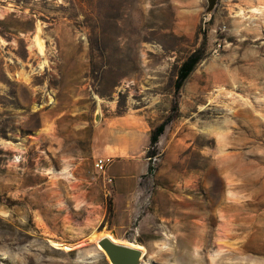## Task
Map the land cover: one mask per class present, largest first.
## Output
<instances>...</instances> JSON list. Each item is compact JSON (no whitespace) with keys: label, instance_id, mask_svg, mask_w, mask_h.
<instances>
[{"label":"rangeland","instance_id":"rangeland-1","mask_svg":"<svg viewBox=\"0 0 264 264\" xmlns=\"http://www.w3.org/2000/svg\"><path fill=\"white\" fill-rule=\"evenodd\" d=\"M207 8L0 0V264H110L103 231L142 264H264V0ZM129 155L155 170L115 208L94 160Z\"/></svg>","mask_w":264,"mask_h":264},{"label":"crops","instance_id":"crops-1","mask_svg":"<svg viewBox=\"0 0 264 264\" xmlns=\"http://www.w3.org/2000/svg\"><path fill=\"white\" fill-rule=\"evenodd\" d=\"M149 139L150 135L145 133V139L142 144L143 148L140 155L144 153V146L145 148L147 147ZM124 146V140L120 145L111 142L109 146H107L106 153L113 156L119 155L121 152L125 151ZM140 155L137 156L136 160L133 155H129V157H125V159L121 158L119 160L122 163V165H120L121 167L117 166V168L113 169L114 165L118 163L117 161H114L109 167L108 172L114 179V182L112 183V192L115 208L134 207L136 200L135 192L138 190V186H140L139 176L148 173L149 168L148 162Z\"/></svg>","mask_w":264,"mask_h":264},{"label":"water","instance_id":"water-1","mask_svg":"<svg viewBox=\"0 0 264 264\" xmlns=\"http://www.w3.org/2000/svg\"><path fill=\"white\" fill-rule=\"evenodd\" d=\"M217 1L208 0V12L215 8ZM98 243L105 250L110 264H142L143 262V251L130 244L108 235L103 236Z\"/></svg>","mask_w":264,"mask_h":264},{"label":"trees","instance_id":"trees-1","mask_svg":"<svg viewBox=\"0 0 264 264\" xmlns=\"http://www.w3.org/2000/svg\"><path fill=\"white\" fill-rule=\"evenodd\" d=\"M206 44V42H205ZM204 46L197 48L194 50L181 64L179 70H178V76L175 82V89L176 92H179L181 88L183 87L185 81L187 78L191 75V73L195 70L197 65L205 58V50ZM170 121V117L165 119L163 122H161L158 126H156L151 133L150 136V145L152 147H155L159 141L162 134L165 132L166 127ZM149 155L150 157L152 154L155 153V150H150ZM155 166L153 164L149 165V175H152L154 173Z\"/></svg>","mask_w":264,"mask_h":264},{"label":"built area","instance_id":"built-area-1","mask_svg":"<svg viewBox=\"0 0 264 264\" xmlns=\"http://www.w3.org/2000/svg\"><path fill=\"white\" fill-rule=\"evenodd\" d=\"M150 159H154L155 156L149 157ZM113 159L111 157L97 156L94 160V169L103 175L105 180L106 187L108 185H112L114 182L113 177L109 174L108 170L111 166Z\"/></svg>","mask_w":264,"mask_h":264},{"label":"bare ground","instance_id":"bare-ground-1","mask_svg":"<svg viewBox=\"0 0 264 264\" xmlns=\"http://www.w3.org/2000/svg\"><path fill=\"white\" fill-rule=\"evenodd\" d=\"M105 235H108V236H111V237H113V238H115V239H117L118 241H122V240H120V239H118L116 236H114L111 232H109V231H103V232H101V233H99V234H97L96 235V237H95V239H97V244H98V246L99 247H101L100 245H99V243H98V241L103 237V236H105ZM122 242H124V241H122ZM55 243V245H57V246H63L64 248H67V249H71L72 247H71V245H65V244H62V243H59V242H54ZM124 243H127V244H130L131 246H134V247H136V248H139V249H141L142 251H143V253L145 254V247H144V245H142V244H139V243H128V242H124ZM53 245V244H52ZM102 248V247H101ZM103 249V248H102ZM103 251H104V253H105V255H106V252H105V250L103 249ZM106 257L108 258V256L106 255ZM108 260V259H107Z\"/></svg>","mask_w":264,"mask_h":264}]
</instances>
